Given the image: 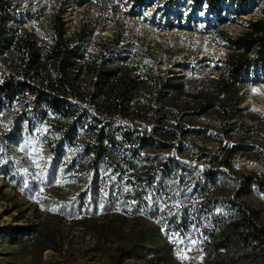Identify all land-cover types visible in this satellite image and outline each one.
Segmentation results:
<instances>
[{"label":"trees","instance_id":"16d2710c","mask_svg":"<svg viewBox=\"0 0 264 264\" xmlns=\"http://www.w3.org/2000/svg\"><path fill=\"white\" fill-rule=\"evenodd\" d=\"M54 1L49 30L40 36L18 22V2L0 0V59L9 64V69L0 71V121L7 124L1 143L11 146L22 136H33L36 113L55 132L46 144L52 156L56 150L62 155L65 143L82 147L87 158L79 165L93 175L91 192H97L102 180L110 196L118 190L119 197L138 211L150 187L178 178L186 183V201L199 204L193 216L186 206L182 222L186 233L199 230L198 247L204 254L200 264H264V224L248 199L256 187L264 192V172L239 171L236 158L251 159L252 146L246 139L231 141L250 73L254 68L264 73V0H194L211 9L259 4L263 17L250 21L249 28L238 35L220 32L230 47L225 65L218 75L202 77L200 85L189 79L186 110L163 102L183 88L175 75H153L157 98L138 100V75L113 63L107 56L113 47L101 45L97 53H86L84 44L93 30L86 22L71 25L67 9L70 3L84 0ZM132 1L143 5L148 0ZM120 38H113V44L120 43ZM210 113L218 116V129L197 127L198 120ZM131 119L148 124L137 126ZM191 135L201 143L188 145ZM185 150L189 160L182 162L178 154ZM111 173L118 176L117 181L126 174L125 180L118 186L114 181L107 185ZM169 190L175 193L176 189ZM222 204L227 213L215 211L214 206ZM179 221L173 224L179 226ZM31 232L26 225L2 227L0 246L16 245ZM118 249L119 264L146 256L143 250L151 252V264H179L174 245L162 238L159 227H141L127 246Z\"/></svg>","mask_w":264,"mask_h":264},{"label":"rangeland","instance_id":"374dc122","mask_svg":"<svg viewBox=\"0 0 264 264\" xmlns=\"http://www.w3.org/2000/svg\"><path fill=\"white\" fill-rule=\"evenodd\" d=\"M15 1L19 3L18 22L22 27L44 36L55 1ZM67 9L71 25L86 22L93 30L84 44L88 55L97 53L101 45L113 47L107 54L113 63L138 75V100L152 102L157 98L153 75H175L183 88L170 93L163 102H174L185 110L190 99L186 89L189 79L193 85H200L202 77L218 75L225 65L230 47L220 32L238 35L249 28L250 21L263 17L259 4H227L211 9L194 0H148L143 5L132 0H84L70 3ZM119 35L120 43L113 44V38ZM7 69L8 62L0 59V71ZM250 77L231 141L246 139L252 146L251 159L237 157L236 168L262 173L264 73L254 68ZM32 118L33 136H22L11 146L1 143L7 124L0 121V228L26 225L33 229L20 243L0 246V264H119L118 247L127 246L143 226L160 228L162 238L174 245L179 264H200L204 254L198 247L199 230L186 233L182 222L186 220V206L191 216L199 206L197 201H186V183L178 178L155 183L139 211L132 202L121 199L118 190L110 196L102 180L97 183V192L92 193L93 175L79 165L87 158L83 148L65 143L62 155L56 150L52 156L46 144L55 132L38 114ZM217 119L215 113H210L200 118L196 126L214 131L218 129ZM131 122L141 127L148 124L145 120ZM195 139L198 137L191 135L187 144L200 142ZM184 144L186 147V139ZM188 156L186 150L178 154L182 162L188 161ZM102 171L110 173L109 168ZM125 175L117 181L118 176L111 173L107 185L114 181L118 186ZM171 187H175V193L169 190ZM248 199L264 224V192L256 187ZM214 207L216 212H228L224 204ZM176 219L181 221L179 226L173 224ZM141 253L147 254L120 264H151V252Z\"/></svg>","mask_w":264,"mask_h":264}]
</instances>
